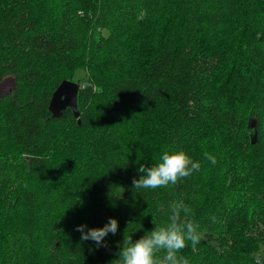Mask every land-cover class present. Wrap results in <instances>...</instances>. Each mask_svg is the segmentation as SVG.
Instances as JSON below:
<instances>
[{"label":"trees","instance_id":"trees-1","mask_svg":"<svg viewBox=\"0 0 264 264\" xmlns=\"http://www.w3.org/2000/svg\"><path fill=\"white\" fill-rule=\"evenodd\" d=\"M78 69L80 116L54 117ZM166 151L200 171L135 189ZM174 201L188 264H264V0H0V264H117Z\"/></svg>","mask_w":264,"mask_h":264},{"label":"clouds","instance_id":"clouds-1","mask_svg":"<svg viewBox=\"0 0 264 264\" xmlns=\"http://www.w3.org/2000/svg\"><path fill=\"white\" fill-rule=\"evenodd\" d=\"M205 157L216 163V158L208 153ZM200 163L194 162L185 152H164L160 162L151 167L140 165L139 179L133 178L132 184L135 189H157L169 185H176L182 178H187L193 172L200 171ZM183 201H174L169 206L168 222L163 226H155L139 239L133 241L125 238L118 253L117 264H188V260L178 253L187 246L190 241L193 248L200 243L201 234L199 225L186 219L190 214ZM184 213V219L181 213ZM215 219L214 217L212 218ZM86 225L77 226L81 232L82 241H94L97 248L107 246L104 238L109 234L115 235L118 230V221L109 218L101 228H90L85 231ZM163 252L162 258L157 254Z\"/></svg>","mask_w":264,"mask_h":264},{"label":"water","instance_id":"water-1","mask_svg":"<svg viewBox=\"0 0 264 264\" xmlns=\"http://www.w3.org/2000/svg\"><path fill=\"white\" fill-rule=\"evenodd\" d=\"M78 91L79 82L69 79L63 80L53 91L49 101V110L52 112V115L59 117L63 110L70 107L75 116L79 118L80 111L77 107ZM252 141H255V136Z\"/></svg>","mask_w":264,"mask_h":264},{"label":"rangeland","instance_id":"rangeland-1","mask_svg":"<svg viewBox=\"0 0 264 264\" xmlns=\"http://www.w3.org/2000/svg\"><path fill=\"white\" fill-rule=\"evenodd\" d=\"M84 76V69H78L74 76V81H77L78 78H82Z\"/></svg>","mask_w":264,"mask_h":264}]
</instances>
